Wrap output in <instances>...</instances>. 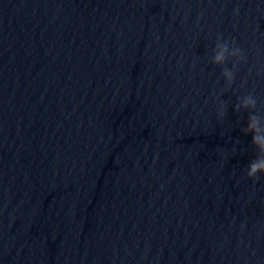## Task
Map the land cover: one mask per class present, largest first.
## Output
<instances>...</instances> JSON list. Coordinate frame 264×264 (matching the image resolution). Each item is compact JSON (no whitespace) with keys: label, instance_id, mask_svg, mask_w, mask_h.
<instances>
[{"label":"clouds","instance_id":"9594fccd","mask_svg":"<svg viewBox=\"0 0 264 264\" xmlns=\"http://www.w3.org/2000/svg\"><path fill=\"white\" fill-rule=\"evenodd\" d=\"M238 11V9H237ZM219 40L223 41L221 37ZM229 56L235 57L237 61L243 59L241 50L238 47H230L227 41L217 44L214 49V55L212 57V63L216 65H224ZM236 64H233V68H224L222 75L226 84L231 87L235 79ZM257 106V100L253 95L244 96L240 103L235 106V111L239 112L241 108L249 110L248 124L243 128L244 134L252 135V144L257 150V155L252 159L247 166V177L253 181H258L261 176H264V118L255 114ZM218 117L225 115V106L223 102L217 105Z\"/></svg>","mask_w":264,"mask_h":264}]
</instances>
